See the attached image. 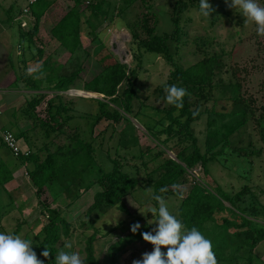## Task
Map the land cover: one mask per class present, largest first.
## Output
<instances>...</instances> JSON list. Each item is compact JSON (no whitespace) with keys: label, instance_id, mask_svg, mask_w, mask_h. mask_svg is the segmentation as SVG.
<instances>
[{"label":"trees","instance_id":"obj_1","mask_svg":"<svg viewBox=\"0 0 264 264\" xmlns=\"http://www.w3.org/2000/svg\"><path fill=\"white\" fill-rule=\"evenodd\" d=\"M46 1L36 0L30 7L35 17L34 22L22 35L23 39L27 38L28 43L36 36L38 20L49 7ZM80 1L72 0L71 8L51 29L52 37L70 54L83 45L81 25L92 16H98L101 9V1L92 3L91 0L85 7L89 10L87 18L82 20ZM147 1L123 0V5L116 14L120 16L130 5L140 3L139 11L135 12L133 20L125 24L130 38L128 47L132 63L121 62L117 55L103 46L93 57L100 69L88 80H82L79 76L82 67L70 73H62L60 64L50 56L43 58V52L39 48H35L32 43L28 44V47L37 50L31 59L36 56L38 65L28 73L23 64L18 84L33 94L25 96L21 113L25 119L31 121L32 126L28 129L44 140L37 145L27 139L28 155H18L16 159L23 166L30 165L26 175L35 187L37 196L43 188L58 187L59 193L55 200L60 199V202L66 203L67 206L72 205L91 188L88 177L92 172V165L97 162L98 175L95 183L99 189L94 192L92 203L84 213L86 220L78 221L79 228L92 230L91 234L86 236L83 248L77 252L83 264H100L94 254L93 242L96 236L101 232V235L110 241L124 223L122 220L107 228L110 222H102L101 217L113 210L129 216L123 198L129 192L143 187L151 189L149 203L152 206L158 207L152 198L153 195H160L169 211L176 215L185 227H196L211 240L217 264H264L255 253L256 246L264 240V206L258 197L264 194V191L258 185L244 184L236 192H226L219 185L214 186L206 182L210 163L223 161L227 164L229 157L235 156L236 160L241 157L248 159L252 156L259 157L264 152V75L257 89L262 97L261 102L255 97L256 93L246 87L253 69L263 66L250 65L254 59L239 61L238 56H232L235 48L232 51L223 48L222 44H217L218 48L215 46L214 28L222 22L229 26L237 25L238 30L234 29L233 34L230 33L228 37L241 43V34L247 31L244 26L245 17L237 13L231 15L228 10L219 8L215 0H208L213 11L210 16L204 17L199 13V0H175L168 13L171 29L159 34L156 31L157 16ZM191 10L199 13L204 24L202 28L207 31L203 36L193 35L187 42L183 38H188L190 32L186 30L185 24ZM250 26L255 30L251 21ZM95 30L87 29V35L91 36V41L95 39L96 42ZM254 36L257 37V33ZM186 45L192 49L195 59L185 66L180 63V52L181 47ZM143 52L160 56L169 66L165 80L155 89L156 101H160L158 105L144 104L145 101L143 102L137 93L136 85L143 64ZM173 84L185 89L180 107L164 101L166 85ZM71 89L103 97L86 98L94 102L98 109L92 114L83 113L81 117H93L91 127L99 122H106L105 129H111L108 137L99 141L100 149L110 163V168L106 169L95 158L93 128L90 135L89 130H86L89 135L87 138L78 126L69 125L72 116L67 113L73 106V100H65L62 93ZM46 92H51L52 96L45 103L47 120H42L34 114L33 109L44 99ZM134 102H137L136 109ZM146 110L150 112L146 113ZM128 116H132L144 129L145 135L157 146V151L147 145L140 147L134 133L136 127ZM203 116L205 133L201 146L191 125ZM249 124L262 144L258 150L235 147L237 138L243 135ZM116 126L121 127L117 134L114 129ZM64 127H69L72 133L66 135ZM28 129L20 136H26ZM242 129L244 131L240 135ZM128 132L131 134L129 138ZM234 134L237 136L231 143ZM62 135L65 136L63 143L55 145L54 141ZM16 137L19 138V134ZM114 137L117 139V148L112 156L110 143ZM0 147L6 148L1 136ZM119 148L134 154L121 155ZM168 152H173L174 156L171 157ZM251 163L247 170L242 169L244 174L250 173ZM7 164L8 162L0 160L2 187L13 179ZM231 165L239 164L233 162ZM197 166L201 172V181L193 175ZM18 190L19 188H16L8 192L10 202L7 206L13 205L16 199L13 194ZM168 200L171 202L167 203ZM43 211L47 213V220L39 231L40 238L35 235L31 241L32 249L42 264H55L54 256L77 229L62 216L60 206H43ZM150 216L151 214L146 212L145 217H136L135 220L141 222V227L135 233L131 231L125 236H117V240L108 246L107 255L103 258L106 264H116L118 252L122 248L142 240L141 232L155 228V223L148 224ZM96 222H100L101 231L95 227ZM1 229L0 226V231ZM20 229L21 224L16 225L12 234L18 235ZM46 249L49 251L48 257L41 255Z\"/></svg>","mask_w":264,"mask_h":264},{"label":"rangeland","instance_id":"obj_2","mask_svg":"<svg viewBox=\"0 0 264 264\" xmlns=\"http://www.w3.org/2000/svg\"><path fill=\"white\" fill-rule=\"evenodd\" d=\"M69 1L72 6L73 2L71 0ZM97 1H101L100 14L96 17L92 16L91 19L83 23V26L81 25V30H82L81 40L83 43L82 47L76 49L74 53L69 54L68 58H65L67 54L61 56L58 53H53V56L54 55L59 56V61L62 62L61 65L63 68L61 72L70 73L73 70L82 67L83 69L79 75L82 80L90 79L92 74L100 69V66L95 64V59L93 57L99 52L100 49H102L103 46L107 47L108 50H110L114 55H117V57L123 63L126 64L132 63V59L128 47L130 38L127 30L125 29V24L133 20L135 12L139 11L140 3L136 2L133 5H130L127 9L121 12L120 16H116V14L118 13V9L120 8V6L123 5L122 3L123 0H92V3H95ZM174 1L175 0L147 1L152 5V10L157 16L156 31L159 34L168 32L171 29V23L169 22L168 13L170 12ZM80 2L81 3L79 4V8L80 10H83L81 12V18L85 19L87 18V13L89 12V10L85 9V7L87 6V4H89V2L91 3V0H81ZM23 3L24 0H20V2H18V4L20 5H22ZM215 4L219 8L228 10V12H230L231 15L233 14L235 15L236 13L239 14L233 8H231L229 4L225 2V0H215ZM188 13H189L188 16L189 19L187 20L185 25H186V30H189L190 32L188 34V38L185 37L183 38L184 41L187 40V42L190 40L191 37H193V35L203 36L205 35L204 32L207 31L202 28L204 24L203 21H201L199 17V13L197 11L192 12L191 10ZM233 21L236 22L234 18ZM234 25H232L233 26L232 27L224 22L216 25V27L214 28L215 36H216L215 46L216 48H218L217 44H222L223 48H225L226 50L231 49L232 51L233 48H235V51L232 53V56L233 57L238 56L239 61L247 62L249 59H254L253 63H250V65L259 66V64H262L263 66L262 68L253 69L251 77L249 78L250 81L248 82V84H246L247 89L251 92L256 93L255 97L261 102L262 97L260 92L259 93L257 92V89H258V83H260L264 75V35H257V37L254 36L256 35V31L251 29L252 27L250 26V21H248V23L244 24V26H246L245 30L247 31H245L244 34H241V36L243 37L242 39L243 41L239 43L234 40L235 38L232 39L228 37V35L232 33L234 29L238 30L237 25H235V27ZM94 28L96 29L95 32L97 34L96 42L95 39L94 41H91V36L87 35V29L89 31H92V29ZM26 39H27L26 37H24V39L22 37L21 40V48L23 49L24 52L27 51V49L29 48ZM40 40L41 41L43 40V35L40 36ZM111 44L115 45V52L112 51ZM36 47L37 48L40 47L38 41H36ZM49 49H50V45H47L45 50H49ZM59 49H61L60 46ZM191 50L192 49L187 45L181 47L180 63L182 65L186 66V64H190L192 60L195 59V56L192 55ZM34 52H36V49H33L32 53ZM235 52H237V54ZM168 69L169 66L164 62V60L160 56L150 52H143V64L139 74V82L136 86H137L138 96L141 100H143V102L145 101L144 104L146 103H149L150 105L160 104L159 100L156 101L157 98L155 96V89L160 87L161 83L165 80L166 75L168 73ZM22 72H23V68L21 67V72L19 75L16 76L15 79L16 84L19 83ZM62 94L64 95L65 100H69V99L73 100V106L71 107L70 110H68L69 113H67V115L72 116V119L70 121L71 123L69 125L78 126L82 130V133L85 132L87 138L90 135L91 128H93L92 135L94 137V147L96 148L95 158L99 163L103 164V167H105L106 169L108 167L110 168V163L108 162L107 158L104 156L105 155L104 152L100 149L101 144H99V141H101L103 138L104 139L107 138L111 129L110 128L108 130L105 129V126L107 125L106 122L105 123L99 122L98 124H95L94 126L91 127V123L93 122V117L92 119L81 117L83 116V113L92 114L95 113L98 109L97 105L94 102L86 98H103V97L98 94H94V93L91 94L84 91L79 92V90L76 91L72 89L63 92ZM0 95H2L1 92ZM51 96H52L51 92H46L44 99L39 104L35 105L33 109L34 114H36V116L39 119L47 120L45 103ZM5 100L8 99L5 98ZM136 105L137 102H134L135 109H136ZM14 107L15 106L12 105L7 108L3 106V104H0V121H1L0 126H2L5 123L7 124V122L9 123L18 120L20 126H18L17 130L15 131L11 130V131L15 135L19 134L18 139L22 148L23 149L27 148L24 145V144L27 145L26 142L27 139H29V141L34 142L37 145H40L41 142H43L44 138L34 134L33 131L28 129L30 126H32L31 121L25 119L22 116L21 113L22 109L15 110ZM14 110H15V116L12 115ZM145 112L148 113L150 111L146 110ZM128 117L136 127L134 133L138 139L140 147L144 148L147 145L149 147H152L153 151H157V146H155L153 142L148 138V136L145 135L144 129L137 123L135 119H133L132 116H128ZM147 119L148 118H146V120ZM27 129L28 132L26 136H20ZM114 129L116 130L115 132L116 134L121 131L120 126H116ZM191 129L194 132L195 136L198 138L199 145L202 146L204 140V133H205V117L203 116L199 121L194 122L191 125ZM63 130L66 135L72 133V130L69 127H64ZM86 130H89V135ZM243 131L244 129H242L239 134L241 135ZM130 135L131 134L128 132L127 138H129ZM236 136L237 134H234L232 136L231 143L234 142ZM64 137L65 136L62 135L60 138L56 139L54 141V144L57 145L63 143ZM116 142L117 139L116 137H114L110 143L111 144L110 152L112 156H114V149L117 148ZM234 144L236 148H241L243 150H250L252 148L258 150L262 146L258 138V135L256 134V131L252 129L251 124L248 125V128L245 130L243 135L237 138ZM118 152L121 155H123L124 153L134 154V152L131 153L129 150L124 151L121 148L118 149ZM168 154L171 157L174 156L173 152H168ZM128 157L130 159V156ZM237 159L238 160H236L235 156H233L232 158L229 157L227 164H225V162L223 161L210 163L208 165L209 174L207 176L206 182L214 186L219 185L226 192H236L244 184L258 185L264 191V152H262L261 156L259 157L252 156V157H248V159H245L243 157ZM95 162L94 165H92L91 167L92 172L89 173V177H88V180L91 183V188L88 191H85L81 195V197L70 206L65 205L66 203L62 204L60 202V199L59 201L55 200L56 195L59 193L58 187L55 188L51 187L52 189L43 188L42 191H40V194H38L37 196V194L35 193L36 191L35 187L31 184L28 175H26L27 167H30V165L22 166L19 172H14V174L12 173L15 176V180L13 182L14 185L12 186H17V188H19V190L15 191L13 195L15 198H17L18 196L20 197L18 200L15 201L14 205L7 206V204L10 202V199L8 197V191H4L0 187V203L4 204L3 208L7 207L6 209L0 207V210L3 209L5 212V213L0 212V226L2 228L1 229L2 232L4 231L12 234V231L15 229L16 225L21 224V229L18 235L21 238H26L32 241L35 235L38 236L40 235L39 231L42 229V226L46 223L47 220L46 219L47 213L43 211V206H47L50 208L60 206L62 216L65 217L68 222H71L73 226L76 227L77 229V231L74 232V234L72 235L71 239L67 240L66 243L72 245V248L70 249L71 251L78 252V249H82L84 246V240L86 236L90 235L92 230L79 228L78 221L86 220L84 213L86 209L89 207V205L92 203L94 192H96L99 189L98 185L95 183V179L98 175V174L96 175L97 162L96 163ZM233 162H237V164L239 165L232 166L231 164H233ZM250 162H252L250 173L244 174L242 169L247 170L249 168ZM8 164L10 165V162H8ZM10 168L13 169V167ZM193 175L196 178H198V180L200 179L201 181V172L199 171L198 166L193 170ZM80 191L82 192V190ZM254 192L258 194L256 190H254ZM150 197H151L150 188L147 187L137 188L136 190H134V192H129L123 198L124 204L128 209V212L130 213L129 216H126L116 210H113L107 215H105L104 216L105 218L101 217V219L103 218L102 222H106V223L110 222V224L107 225V228L117 224L119 221L122 220H124V223L117 229L116 231L117 234L112 236L110 238V241L107 240V237H103L101 235L102 234L101 232H99L98 235L96 236V239L93 242V247H94V254L98 258L100 264H106L103 258L107 255L108 246L117 240L118 238L117 236L122 237L130 233L131 232L130 226L132 224L134 223L141 224V222H137L135 219L136 217H145L148 207L152 206L149 203ZM258 197H259V202L264 206V194H260L258 195ZM170 202H171L170 200L167 201V203ZM141 212L145 214H142ZM150 217L151 219L148 218L147 219L151 223L155 219V216L151 214ZM100 222L95 223V227L98 229V231L102 230L101 227L99 226ZM152 248L153 246L150 243L144 241L143 239L133 244H129L128 246L122 248L118 252L119 258L116 264H132L134 260H139L143 253L151 252ZM161 250L165 251V247L162 246ZM255 253L264 262V240L261 241L256 246Z\"/></svg>","mask_w":264,"mask_h":264},{"label":"clouds","instance_id":"obj_3","mask_svg":"<svg viewBox=\"0 0 264 264\" xmlns=\"http://www.w3.org/2000/svg\"><path fill=\"white\" fill-rule=\"evenodd\" d=\"M231 8L245 17V23L254 24L257 35H264V0H225ZM213 9L208 0H199V13L208 17ZM164 101L168 104L181 106L185 89L176 85H166ZM164 191V189H161ZM158 204L149 206L147 212L155 219L148 223H155L151 231L141 232L144 241L150 243L151 252L142 254L139 260L132 264H217L212 250V242L196 227L187 228L176 215L172 214L165 200L160 195L152 197ZM142 213V212H141ZM145 214V213H142ZM139 223L130 226L135 233L140 228ZM32 243L19 235L0 231V264H42L32 249ZM162 246L165 251H162ZM72 245L66 243L54 256L55 264H83L79 254L70 251ZM48 257L46 249L41 253Z\"/></svg>","mask_w":264,"mask_h":264},{"label":"crops","instance_id":"obj_4","mask_svg":"<svg viewBox=\"0 0 264 264\" xmlns=\"http://www.w3.org/2000/svg\"><path fill=\"white\" fill-rule=\"evenodd\" d=\"M18 2H20V0H0V92L2 93V95H0V104H3V106L7 108L14 105L15 110H21V105H23L25 102V96L33 94L32 91H27L21 85L16 84L15 79L16 76L20 74L21 67L23 68V64L26 66L28 73L33 71L37 67V57L35 56V58L31 59L32 56L36 55L37 52L36 50V52L32 53L33 49L37 48L36 41H38L40 44L39 50L43 52L42 57L45 58L47 56H50L52 60L60 65L62 62L59 61V56H53V53H58L61 56L67 54L65 58H68L70 54L67 50L61 47L60 44L51 35V29L54 24L71 8L70 1L47 0L45 2L47 5H49V7L38 20L37 34L31 39V42H29L32 43L35 48L29 47L25 52L21 48L22 35L27 29L32 26L31 24H33L35 17L31 13V5H28L26 0H24V3L22 5L18 4ZM25 8H27L30 12L24 14L23 10ZM22 23L25 24L24 27H22ZM41 35H43L42 41L40 40ZM47 45H50L49 50H45ZM59 46L61 47V49H59ZM5 98H7L8 100H5ZM15 110L12 114L13 116H15ZM18 126H20L18 120L9 123L7 122V124L5 123L0 126V134L4 130L15 131L17 130ZM24 145L27 147L26 144ZM0 160H3L5 162H7L8 160V162H10V165L7 164V166L13 174L14 172H19L20 168L23 166L18 162L16 157L13 156V154L9 152L5 147H0ZM10 167H13V169H11ZM13 174V179L11 181L7 182L3 187L0 186L4 191L9 192L17 188V186H12L14 185L13 182L15 180V176ZM19 197L20 196H18L15 201L18 200ZM0 207L3 208L4 204L0 203ZM6 208L7 207L3 209ZM3 209L0 210V212L5 213Z\"/></svg>","mask_w":264,"mask_h":264},{"label":"built area","instance_id":"obj_5","mask_svg":"<svg viewBox=\"0 0 264 264\" xmlns=\"http://www.w3.org/2000/svg\"><path fill=\"white\" fill-rule=\"evenodd\" d=\"M28 5H32L35 3L36 0H26ZM23 13H29V10L25 8L23 10ZM24 26L25 24L22 23ZM1 139L6 148L13 154V156L18 155H28V149H23L19 143L18 138L12 131H4L1 133Z\"/></svg>","mask_w":264,"mask_h":264},{"label":"water","instance_id":"obj_6","mask_svg":"<svg viewBox=\"0 0 264 264\" xmlns=\"http://www.w3.org/2000/svg\"><path fill=\"white\" fill-rule=\"evenodd\" d=\"M111 49H112V51H114L115 52V45L114 44H111ZM122 62V61H121ZM77 91V90H76Z\"/></svg>","mask_w":264,"mask_h":264},{"label":"bare ground","instance_id":"obj_7","mask_svg":"<svg viewBox=\"0 0 264 264\" xmlns=\"http://www.w3.org/2000/svg\"><path fill=\"white\" fill-rule=\"evenodd\" d=\"M88 95V94H87Z\"/></svg>","mask_w":264,"mask_h":264}]
</instances>
